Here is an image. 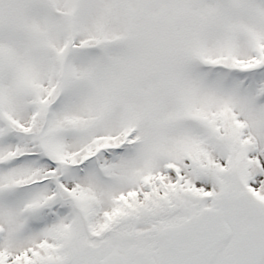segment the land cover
<instances>
[{
  "label": "snow or ice",
  "instance_id": "snow-or-ice-1",
  "mask_svg": "<svg viewBox=\"0 0 264 264\" xmlns=\"http://www.w3.org/2000/svg\"><path fill=\"white\" fill-rule=\"evenodd\" d=\"M0 264H264V0H0Z\"/></svg>",
  "mask_w": 264,
  "mask_h": 264
}]
</instances>
